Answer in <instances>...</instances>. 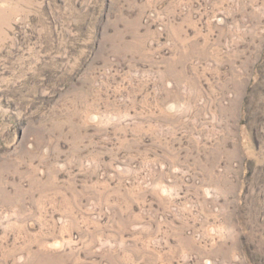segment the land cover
Listing matches in <instances>:
<instances>
[{
	"label": "rangeland",
	"instance_id": "obj_1",
	"mask_svg": "<svg viewBox=\"0 0 264 264\" xmlns=\"http://www.w3.org/2000/svg\"><path fill=\"white\" fill-rule=\"evenodd\" d=\"M0 264H264V0H0Z\"/></svg>",
	"mask_w": 264,
	"mask_h": 264
}]
</instances>
